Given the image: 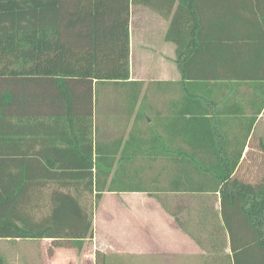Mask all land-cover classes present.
Returning a JSON list of instances; mask_svg holds the SVG:
<instances>
[{
	"label": "crops",
	"instance_id": "0c3cea01",
	"mask_svg": "<svg viewBox=\"0 0 264 264\" xmlns=\"http://www.w3.org/2000/svg\"><path fill=\"white\" fill-rule=\"evenodd\" d=\"M170 24L171 19L133 4L129 78L94 81L91 92H81L83 104L62 105L81 120L61 114L58 120L38 119L40 127L27 134L38 168H82L92 162L116 170L124 192L102 195L92 216V238L80 250L68 242L78 264H95L96 252L109 264H222L221 257L231 256L228 242L221 251L219 225L202 222V201L216 199L219 212V196L175 188L171 169L223 162L264 168V0H199L195 11L181 9L174 25L179 33L172 30L186 50L179 59L176 44L165 40ZM89 111L92 128H79ZM92 199L81 197L88 210ZM183 199L194 201L189 208L194 219L186 223ZM26 241L64 247L51 239ZM53 257L47 263L71 262L57 249Z\"/></svg>",
	"mask_w": 264,
	"mask_h": 264
},
{
	"label": "trees",
	"instance_id": "16d2710c",
	"mask_svg": "<svg viewBox=\"0 0 264 264\" xmlns=\"http://www.w3.org/2000/svg\"><path fill=\"white\" fill-rule=\"evenodd\" d=\"M196 1L0 0V240L51 239L71 242L80 250L84 240L92 238V210L102 195L124 192L115 181L116 170L93 167L92 162L82 168H38L35 156L30 157L34 140L27 134L40 127L38 119L58 120L61 114L81 120L73 108L62 105L83 104L81 92H91L94 81L129 78L133 4L171 19L165 40L176 44L179 59L186 50L172 30L179 33L174 25L180 10L195 11ZM41 104L47 110H41ZM90 117L73 127L92 128ZM236 167L223 162L185 168L171 183L188 192L219 196V212L214 209L216 199L202 201V222L219 225L221 251L229 243L231 256L223 254L222 264H264V175L246 182ZM85 193L93 197L91 210L81 200ZM95 262L109 264L100 252ZM0 264H5L1 253Z\"/></svg>",
	"mask_w": 264,
	"mask_h": 264
},
{
	"label": "rangeland",
	"instance_id": "374dc122",
	"mask_svg": "<svg viewBox=\"0 0 264 264\" xmlns=\"http://www.w3.org/2000/svg\"><path fill=\"white\" fill-rule=\"evenodd\" d=\"M133 16H135V13ZM263 124L264 122H262L260 125L262 126ZM181 170L182 169H171L172 176L174 177L175 175H178ZM238 171H239L237 173L238 177L241 180L246 181V182H252L256 178H258L260 175H261V178L264 175L263 168L255 169L254 171L249 168L247 169L240 168L238 169ZM189 174L195 177V172L189 171ZM145 185L147 184L146 183L143 184L142 187ZM113 201L115 202V199L112 200V202ZM179 202L181 206H186L188 209V213L187 214L184 213L182 216V219H183L182 223L184 222L186 223L187 221L190 222L192 219H194L193 218L194 213H192V211H189V208L191 207L194 201H192L191 199H183V200H179ZM215 205H216V202H215ZM98 206L96 207L97 209L99 208ZM170 208L171 207H168V209ZM97 209H96V212H97ZM93 212L95 211L92 210V213ZM61 244L64 245V247H58L56 246V243H55L53 246L48 248V246L43 244L42 241L41 242H36V241L29 242L26 240H16V241L13 240L12 242H8L6 240H0V253L3 256L5 264H49V262L47 263V261H50L52 260V258H55L53 257V249H57V250H60V252H62L65 257H68L69 261H71V262L67 261V263L65 262V264H78V261L74 262V258L76 257L75 255L76 249L72 247H71L72 249H70V247H68L69 243L67 242H61Z\"/></svg>",
	"mask_w": 264,
	"mask_h": 264
}]
</instances>
